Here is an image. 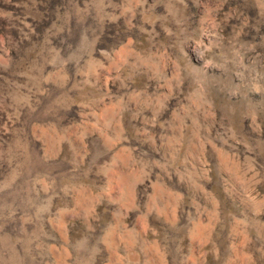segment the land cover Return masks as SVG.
<instances>
[{
  "label": "rangeland",
  "instance_id": "obj_1",
  "mask_svg": "<svg viewBox=\"0 0 264 264\" xmlns=\"http://www.w3.org/2000/svg\"><path fill=\"white\" fill-rule=\"evenodd\" d=\"M0 264H264V0H0Z\"/></svg>",
  "mask_w": 264,
  "mask_h": 264
}]
</instances>
